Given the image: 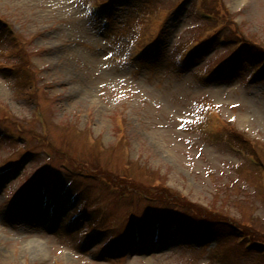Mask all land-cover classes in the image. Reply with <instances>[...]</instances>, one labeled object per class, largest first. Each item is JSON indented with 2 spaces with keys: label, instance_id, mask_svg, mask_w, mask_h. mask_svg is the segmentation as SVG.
<instances>
[{
  "label": "rangeland",
  "instance_id": "1",
  "mask_svg": "<svg viewBox=\"0 0 264 264\" xmlns=\"http://www.w3.org/2000/svg\"><path fill=\"white\" fill-rule=\"evenodd\" d=\"M222 20L229 42L183 66ZM243 40L232 74L206 79ZM247 48L264 66V0H0V264H264L228 233L264 246Z\"/></svg>",
  "mask_w": 264,
  "mask_h": 264
},
{
  "label": "trees",
  "instance_id": "2",
  "mask_svg": "<svg viewBox=\"0 0 264 264\" xmlns=\"http://www.w3.org/2000/svg\"><path fill=\"white\" fill-rule=\"evenodd\" d=\"M210 38H211V36H210ZM212 40V39H211ZM201 42H203V41H201ZM193 53V52H192ZM230 55H232V54H230ZM229 55V56H230ZM237 58V57H236ZM236 58L234 59V57L232 58V59H229L228 61H230L231 63H232V65H231V68H229V69H232V67L234 68V65H235V60H236ZM177 203H182L183 205H186L185 204V202H183V201H181V202H177Z\"/></svg>",
  "mask_w": 264,
  "mask_h": 264
},
{
  "label": "bare ground",
  "instance_id": "3",
  "mask_svg": "<svg viewBox=\"0 0 264 264\" xmlns=\"http://www.w3.org/2000/svg\"><path fill=\"white\" fill-rule=\"evenodd\" d=\"M47 202V201H46Z\"/></svg>",
  "mask_w": 264,
  "mask_h": 264
}]
</instances>
